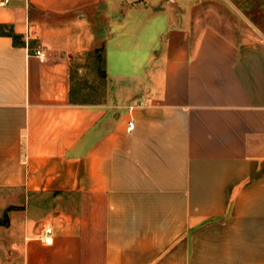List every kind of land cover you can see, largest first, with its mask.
Returning <instances> with one entry per match:
<instances>
[{
  "label": "crops",
  "instance_id": "crops-1",
  "mask_svg": "<svg viewBox=\"0 0 264 264\" xmlns=\"http://www.w3.org/2000/svg\"><path fill=\"white\" fill-rule=\"evenodd\" d=\"M0 27V264H264V0H0Z\"/></svg>",
  "mask_w": 264,
  "mask_h": 264
},
{
  "label": "built area",
  "instance_id": "built-area-1",
  "mask_svg": "<svg viewBox=\"0 0 264 264\" xmlns=\"http://www.w3.org/2000/svg\"><path fill=\"white\" fill-rule=\"evenodd\" d=\"M35 55V57L38 58V60L40 62H44L46 60V53L41 50V49H36L33 53ZM132 128H133V123L132 122H128V126H127V133L128 135H130L132 133ZM45 234L47 235L46 237H44V243H49L50 242V229H46L45 230Z\"/></svg>",
  "mask_w": 264,
  "mask_h": 264
},
{
  "label": "trees",
  "instance_id": "trees-1",
  "mask_svg": "<svg viewBox=\"0 0 264 264\" xmlns=\"http://www.w3.org/2000/svg\"><path fill=\"white\" fill-rule=\"evenodd\" d=\"M5 27H0V31H1V33H3V34H5V35H7V36H9V37H11L12 38V40H13V43L15 44V45H20V44H22V42H20V37L18 36V35H16V34H14L13 32H12V30L11 29H7V28H5ZM1 224H3V221H0V225Z\"/></svg>",
  "mask_w": 264,
  "mask_h": 264
},
{
  "label": "rangeland",
  "instance_id": "rangeland-1",
  "mask_svg": "<svg viewBox=\"0 0 264 264\" xmlns=\"http://www.w3.org/2000/svg\"><path fill=\"white\" fill-rule=\"evenodd\" d=\"M0 218H2V219H3V218H4V216H3V215H1V216H0Z\"/></svg>",
  "mask_w": 264,
  "mask_h": 264
}]
</instances>
